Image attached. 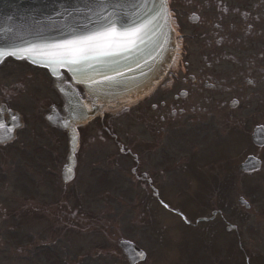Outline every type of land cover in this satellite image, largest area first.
Wrapping results in <instances>:
<instances>
[{
    "label": "flooded vegetation",
    "instance_id": "flooded-vegetation-1",
    "mask_svg": "<svg viewBox=\"0 0 264 264\" xmlns=\"http://www.w3.org/2000/svg\"><path fill=\"white\" fill-rule=\"evenodd\" d=\"M171 7L187 39L199 41L194 48L201 59L196 63L197 52L185 50L171 82V99L161 103L163 114H151L142 100L78 125L71 174L66 172L68 132L46 117L55 107L64 118L61 97L46 95L37 102L30 96L36 108L28 113L14 99L18 101L21 89L28 91L31 79L0 87V229L14 231L6 245L19 242L13 245L16 252L11 247L12 252L0 250V256L25 253L31 264L35 253L57 249L56 243L62 238L67 242L69 233L71 243L76 242L80 228H89L103 233L104 245L112 247L104 258L126 260L118 249L124 230L110 225L120 226L121 209L105 200L101 208L88 211L81 208V196L103 190L104 197L124 195L131 190L125 184L130 178L142 198L121 212L142 216L143 196L151 197V203L160 201L165 188L155 176L171 167V228L178 237L176 227L188 236L185 264H264V145L255 144L263 149L257 155L263 161L259 171L241 172L229 157L223 166L221 156H207L222 144L224 132L227 138L245 127L240 106L250 109L256 99L262 100L263 120L255 126L264 127V0H170ZM12 64L0 69V79ZM26 71L25 78L32 77ZM169 111L171 164L161 167L162 142L142 139L124 121L131 118L154 129ZM256 175L263 177L262 187H256ZM2 244L0 238V249Z\"/></svg>",
    "mask_w": 264,
    "mask_h": 264
},
{
    "label": "water",
    "instance_id": "water-1",
    "mask_svg": "<svg viewBox=\"0 0 264 264\" xmlns=\"http://www.w3.org/2000/svg\"><path fill=\"white\" fill-rule=\"evenodd\" d=\"M101 3L115 5L118 32L142 27L135 44L125 39L104 49L110 55L89 53L91 58L83 65L72 66L85 67L86 76L59 63H46L52 46L103 31ZM169 16L168 0H0V50L32 49L31 54L23 53L24 58L5 55L0 64L13 57L48 68L74 111L95 114L105 107L117 108L144 94L163 76L175 48ZM62 70L84 87L90 107L76 90L61 86Z\"/></svg>",
    "mask_w": 264,
    "mask_h": 264
},
{
    "label": "rangeland",
    "instance_id": "rangeland-1",
    "mask_svg": "<svg viewBox=\"0 0 264 264\" xmlns=\"http://www.w3.org/2000/svg\"><path fill=\"white\" fill-rule=\"evenodd\" d=\"M182 41L183 43H181L180 53L184 54L183 51H185V49L190 51L195 50L197 54L195 57H193V59L196 63H198L201 58L194 46L195 43L197 44L199 41L193 42L187 38L183 39ZM15 65H17V67H14ZM10 67L13 68H9L6 71L3 70V73L5 74H2V78L0 79V82H2L0 83V87L15 83L17 81L31 79L32 83L29 84L30 88H28V91L26 89H21L20 91L17 89L19 92L15 97L18 98V101L14 99L15 103L18 102L17 106H19L21 102L20 106L24 108L23 110L25 112L31 113L33 109L36 108V101L33 102L32 100L31 102V97H34L35 94L31 93H37V95H39L38 93H45V95L52 94V90L49 89V77L45 71L33 69L25 64H12ZM25 70H27L29 74L31 73L32 77L25 78L27 77L24 74ZM27 71L26 75L28 74ZM171 72L172 70L169 69L168 75L164 77V80L160 82L154 91V95L148 101L149 106L153 103L159 104L162 99H171V95L169 94L170 92L167 88H165V92L161 91L164 84H171V76L169 75ZM43 79L45 80V85L43 83ZM25 83H28V81ZM159 94L165 96L159 97ZM261 104H263V101L259 103V100H257L252 105V108L248 110L243 109L240 106V108H242V112L247 117L245 129L241 128L245 131V133L249 131L248 129H250L253 122H256L257 117H254L253 115H257L258 111L256 108ZM27 105L29 107H26ZM162 112L163 111L160 109L154 113L160 114ZM124 123L128 130H135V132L140 133L144 139L156 140L157 142H160V145L162 142V148H159L158 153L160 155L158 158L160 166L163 165L164 162L171 161V120L170 122H163L159 124V135L151 131V128L134 122L131 118H127ZM242 130L241 132L230 134L227 138H223L222 144H220V146L216 149L209 151L207 156H224L228 152L230 153L240 150L239 154L237 153L236 155L241 156L239 157V161H241L247 153L253 150V147L250 146V141L246 138V136H244V131L242 132ZM133 139H136V137H133ZM258 151L262 153L263 149H258ZM149 155L151 156V154ZM163 167H165V165ZM166 171L167 170H164V172L155 177L160 187L168 188H165L164 191L166 190V192L163 193L165 198L170 201L169 204L171 206V170H168L167 172ZM254 180L257 187H262V176L257 175L255 176ZM125 184L127 187H131V190L125 193V198L122 197V199H119L118 196L115 195L112 197H101V193L98 196L97 194L94 196H81V208L89 211L92 207H94V210L96 211V209L101 208L100 205H103L107 201L112 202L113 205L119 207L123 211V206L135 204L136 198L139 199L138 203H140L142 197L137 195L138 191L134 189L135 183L133 180L128 178L127 183ZM104 192L105 191L103 190L102 193L104 194ZM142 203L144 204V209L142 212H140L142 214L141 218L135 211L121 212L120 210L118 213H122L120 221L121 227L117 225L118 222H113L110 225H113L116 228L119 227L121 231L124 230V235L129 238L131 237L136 239L147 250L148 255L143 264H185L186 259L189 257V247L186 246L187 243L189 244V240H187L188 236L185 234L183 229H180L176 226L175 227L181 232L182 237L180 236V233H178L179 237L177 234H173L174 231L173 228H171V210L166 209V207L161 204L157 205L151 203L150 199L144 196ZM137 209H140V207H137ZM34 229L37 230V228ZM13 232L14 231L12 229L10 230L7 227L0 229V238L3 242L0 250L12 252V247L15 252L17 251V247L13 245L19 243L18 241L12 242L11 245L9 244L10 246L6 245ZM96 232L89 228H81L79 234L76 236V238L78 237V241L72 243L69 233L67 242H64L62 238L59 240V244L56 243L54 247L59 245L57 249L48 250L45 254L35 253L32 257L31 264H128L125 260L117 258L116 256L104 258L105 253L113 252V250L109 245H104L103 241L106 240L105 235L100 233L98 230H96ZM219 246L221 245L219 244ZM90 252H92V254H90ZM73 254L75 255L73 256ZM7 257H4L3 255L0 256V264H28L27 260L25 259V253H13L12 257L8 255Z\"/></svg>",
    "mask_w": 264,
    "mask_h": 264
},
{
    "label": "snow or ice",
    "instance_id": "snow-or-ice-1",
    "mask_svg": "<svg viewBox=\"0 0 264 264\" xmlns=\"http://www.w3.org/2000/svg\"><path fill=\"white\" fill-rule=\"evenodd\" d=\"M100 8L103 10L102 13H100L101 20L103 21L100 27L103 31H97L91 35L68 40L52 46L54 50L49 52V60L46 63H59L68 67L69 70L76 71L80 75L86 76L87 72L85 67L73 68L72 66L83 65L84 62L91 58L89 53L97 52L100 55H110L111 52L104 51V49L117 47L125 39H127L129 44H135V38L138 37V34L142 31V27L134 28L129 32H118L115 28V25L119 22L118 18H115V5L106 6L104 3H101ZM110 8L112 9L111 11L109 10ZM25 51L31 54L32 49H14L7 52L0 50V60H2L5 55L24 58L23 53ZM87 67H91V65H87ZM111 70L116 71L115 69ZM236 103L238 102H233V104Z\"/></svg>",
    "mask_w": 264,
    "mask_h": 264
}]
</instances>
